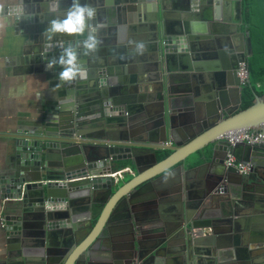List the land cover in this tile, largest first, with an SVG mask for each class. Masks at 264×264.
Returning <instances> with one entry per match:
<instances>
[{"label":"water","instance_id":"1","mask_svg":"<svg viewBox=\"0 0 264 264\" xmlns=\"http://www.w3.org/2000/svg\"><path fill=\"white\" fill-rule=\"evenodd\" d=\"M85 2L97 10L92 23L98 26L102 44L97 53L88 56L84 55L81 48L79 58L87 69V78L95 79L93 87L102 96V115L98 118L103 119V122H97L95 115L83 112L81 99L74 97L73 82L60 87V97L55 105L45 109L39 124L31 128H20L18 132L4 136L13 141L15 152L14 166L4 177L2 189L10 202L8 206L14 211L11 217H7L6 227L17 236H21L27 227L39 228L37 249L32 255L36 260H31L29 264H88L92 246L102 238L103 229L116 204L123 202L126 205V200L133 203L141 189L155 186L161 180L186 172L188 167L203 163L216 172L201 202L192 207L187 204L186 216L169 225L168 232L151 249L145 247L139 235L132 236L126 251L114 259L115 264H145L151 255L161 254L156 249L160 250L164 243L170 247L178 242L184 244V255L189 249L193 264H214V258L221 259L222 250L231 248L227 241L238 237V234L232 237L227 235L242 232V226L252 220L239 217L234 219V215L228 212L218 222L212 223L201 216L204 206L202 201L205 204L211 194L220 200L227 197L223 199L224 203L231 198L241 197L240 179L243 178L240 176L235 180L238 174L226 169L228 153H232L244 164L249 162L242 159L244 152L247 158L249 156L252 159L260 158L257 152L264 153V150L245 144L232 149L221 141L226 135L240 132L264 136V96L255 95L253 105L242 110L244 88L237 75L240 65H248L254 54L250 33L247 31L244 34L245 49H241L240 54L234 56L223 70L217 66L209 70L210 75L205 77L208 95L204 99L207 103V119L187 131L188 138H182L175 126L178 103L172 84L177 78L174 74L177 70L173 63L178 62V71L182 72L190 73L197 67L192 60L195 58L198 39L201 38L194 26L191 7L187 10L188 14L183 12L182 7H178L182 11L180 14H174L172 12L178 9L174 10L170 6V0H81L82 4ZM71 3L72 0H20L15 8V14L19 9L25 12L20 19L16 17V21L23 26L27 21L34 27L36 63L41 64L43 71L50 75L53 87L58 83V73L62 69L56 66L54 70L46 71V64L53 56L59 57L60 44H77L84 37L74 39L56 34L52 40H48L40 26H48L52 20L49 17L51 13H64ZM230 3L236 11V23L241 26L243 0H232ZM193 4L192 10H197L196 3ZM45 7L51 13H44ZM144 11L148 13L152 30L149 71L153 73L152 77L146 76V81L154 85L150 98L156 101L160 119L156 138L147 143L138 140L127 130L124 118L116 123L114 121V125L109 121L112 117L124 115V111L129 113L130 108L126 107L128 100L121 99L122 92H125V82H144L145 79L131 77L132 68L121 70L123 63L127 65L132 60L127 62V58H122L118 61V67L113 63L114 58L107 63L102 56V51L105 54L113 53L111 43L104 42L109 29L104 17L110 18L112 13L125 16V20L117 21L120 27L114 30L111 28L109 34L115 32L119 42L127 45L129 53L137 39L135 15L142 16ZM108 22L113 21L109 19ZM107 45L109 48L103 50ZM124 50L123 46L118 52L123 54ZM247 86H252L250 71ZM162 153L170 155L159 162V154ZM249 164L252 165V178L256 164L253 161ZM261 203L257 206L262 210L259 214L264 218V202ZM78 206L84 209L78 212ZM189 209L193 212L190 213ZM194 212H199L200 217L194 219ZM201 227L212 237L201 243L204 247H199L200 242L197 240L193 243L192 237L193 234L197 235ZM262 230L260 237L253 241L264 245V228ZM56 231L61 232L59 248L50 246V242H53L51 233ZM261 247L260 256H251L250 264H264V246Z\"/></svg>","mask_w":264,"mask_h":264},{"label":"crops","instance_id":"2","mask_svg":"<svg viewBox=\"0 0 264 264\" xmlns=\"http://www.w3.org/2000/svg\"><path fill=\"white\" fill-rule=\"evenodd\" d=\"M19 1L0 0V5L4 9L2 15L5 23V26L0 28V264H29L31 260L35 261L36 258L32 255L37 249V229H39L35 226L27 227L28 229L21 236H17L8 231L6 227V219L11 217L14 211L8 206L10 202L6 199L2 189L4 188V177L14 166L15 152L13 141L4 136L16 133L20 128H31L39 124L45 109L56 104L61 91L60 87H53L50 75L43 71L41 64L36 63L37 45L34 39V27L27 21L24 26L16 21L15 8L18 7ZM194 2L197 10H192ZM230 2L232 0H170V6L174 10L182 7L185 14L189 13L187 10L191 7L190 13L194 16V26L199 31L198 37L201 38L198 39L195 58L192 60L197 66L196 69L190 73L178 71L180 64L173 63V67L177 70L174 73L177 78L172 84L177 93L178 103V118L175 126L182 138H188L187 131H191L193 126L201 123V120L207 119V103L204 99L208 95L205 89L207 85L205 77L210 75L209 70L216 66L223 70V67L229 64L234 56L240 54L241 49H245L244 34L247 30L244 27V8L243 24L240 26L236 23V11ZM43 12L51 13L47 7L43 9ZM181 12L178 9L172 13L180 14ZM141 14L142 16L135 15L138 25L135 32L137 39L132 44L133 51L130 50L129 53L127 45L119 42V36H116L115 32L109 34L111 28L114 30L120 27L117 21L125 20V16L112 13L110 18L104 17L107 29L109 28L104 42L105 44L111 43L110 48L113 53L107 54L106 52L105 54L102 51V56L107 63L114 58L113 63H116L118 67H120L118 61L122 58H127V62L132 60L130 64L123 63L121 70L132 68L131 77L145 79L144 82H125L123 86L125 92H122L121 99L128 100L126 107L130 108L129 113L124 111V115L112 117L109 121L111 125H114V121L116 123L124 118L126 123L124 126L127 130L131 131L138 140L147 143L156 138L160 119L156 101L150 98L154 85L146 81V76L147 78L152 77L153 73L149 71L152 56V30L149 27L148 13L144 11ZM63 15V12L51 13L49 17L63 18ZM109 19L113 22H108ZM173 19L175 22V18ZM47 27L46 24L40 26L43 34ZM42 42L44 43L43 40ZM141 42L145 46L143 54L136 50V45ZM123 46L125 53L121 54L122 52L118 50ZM108 48L109 45L103 50ZM130 76L128 78L131 80ZM94 81L95 79L88 78L78 83L74 81L73 93L74 97L81 99L83 112L95 115L97 122H103V119L98 118L100 114L102 115V96L99 90L93 87ZM114 93H117V88ZM160 145L163 146V144ZM257 154L260 155L258 159H252L249 156L247 158L246 152L242 154V159H247L248 164L252 161L256 164V172L252 178L249 176L240 179V198L230 197L229 202L224 203L223 199H228L227 197L221 201L220 198L211 194L205 204L202 201L204 206H202L201 216L212 223L218 222L228 212L234 215V219L239 217L252 220L242 226V232L227 235L232 237L238 234V237L227 241L231 248L222 250L221 259L215 260L214 258V264H250L251 256H260L262 252L261 246L264 245L253 241L260 237L264 228V218L262 214H259L262 210L257 206L264 202L262 192L264 191V153L257 152ZM169 155V153L159 154L158 161H163ZM214 172L216 171L206 164L199 163L188 167L186 172L180 175L161 180L159 184L150 188L141 189L133 203L126 200V205L123 202L116 204L107 226L103 229L102 238L91 249L89 264H115L114 258L126 251L132 237L131 233L134 231L141 237V242L146 248L154 247L160 242V237L168 232L169 225L175 224L176 219L186 216L185 206L187 204L192 207L201 202L203 195L208 192ZM238 178H240L239 175L235 176V180ZM251 203L252 205L255 203V206L253 207ZM83 209V206L76 208L78 212ZM191 211L189 209L190 213ZM194 214L196 215L194 219L200 217L199 212H194ZM130 225H136V227L133 228ZM51 234L53 242H50V246L59 248L61 232L56 231ZM192 237L193 243L196 240L200 242L199 247L212 238L202 227L197 231V235L193 234ZM160 248V250L157 248L156 252H161V254L151 255L145 264H193L188 254L189 249L184 255L183 243H173L170 247L164 243ZM194 264L198 263L194 262ZM204 264H210V262Z\"/></svg>","mask_w":264,"mask_h":264},{"label":"clouds","instance_id":"3","mask_svg":"<svg viewBox=\"0 0 264 264\" xmlns=\"http://www.w3.org/2000/svg\"><path fill=\"white\" fill-rule=\"evenodd\" d=\"M3 6L0 5V28L5 26L3 17ZM17 19L23 15V9L16 11ZM97 16L95 6L88 2L81 3V0H72L71 6L64 10L63 18H53L48 27L45 29V34L48 40H52L56 34H63L74 39L84 37L77 44H69L65 46L60 44L59 57L53 56L46 64V71L54 70L59 66L62 70L58 73V83L55 87L59 88L63 84H72L74 81L87 78V69L80 61V49L84 50V55H93L99 51L102 44L98 35V26L92 21ZM144 44L138 43L136 50L143 54Z\"/></svg>","mask_w":264,"mask_h":264},{"label":"trees","instance_id":"4","mask_svg":"<svg viewBox=\"0 0 264 264\" xmlns=\"http://www.w3.org/2000/svg\"><path fill=\"white\" fill-rule=\"evenodd\" d=\"M244 27L250 33L253 57L248 61L252 86L243 91L242 110L250 108L255 95L264 96V0H243Z\"/></svg>","mask_w":264,"mask_h":264},{"label":"built area","instance_id":"5","mask_svg":"<svg viewBox=\"0 0 264 264\" xmlns=\"http://www.w3.org/2000/svg\"><path fill=\"white\" fill-rule=\"evenodd\" d=\"M237 75L242 87L245 88L248 84L249 77L248 65H240ZM221 141L232 149L237 145L243 144L252 148L264 149V136L252 132L232 133L226 135ZM225 167L227 170L232 171L242 177H249L251 175L252 165L239 162L232 153H228Z\"/></svg>","mask_w":264,"mask_h":264},{"label":"flooded vegetation","instance_id":"6","mask_svg":"<svg viewBox=\"0 0 264 264\" xmlns=\"http://www.w3.org/2000/svg\"><path fill=\"white\" fill-rule=\"evenodd\" d=\"M131 236H133V237H137V233H135V232H133V233H131ZM130 241H131V239H130ZM93 247V246H92ZM148 249V248H147ZM92 251V250H91ZM91 251H90V253H91ZM90 253H89V259H90ZM89 261V260H88ZM118 262H120V260L118 261ZM88 264H89V262H88ZM136 264H140V263H136Z\"/></svg>","mask_w":264,"mask_h":264}]
</instances>
